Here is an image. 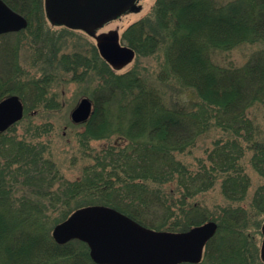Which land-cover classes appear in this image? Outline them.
<instances>
[{
    "label": "trees",
    "instance_id": "obj_1",
    "mask_svg": "<svg viewBox=\"0 0 264 264\" xmlns=\"http://www.w3.org/2000/svg\"><path fill=\"white\" fill-rule=\"evenodd\" d=\"M5 1L28 18L34 15L37 26L27 29L41 34L44 0ZM121 39L139 55L164 47L167 65L158 80L173 81L177 91L168 93L136 70L120 73L95 48L90 55L62 54L59 62L75 78L98 81L81 146L87 149L94 139L111 142L94 153L80 177L69 179L45 147L9 134L15 124L0 132V264H98L86 242L61 244L51 232L76 209L97 205L163 231L215 219L218 232L199 264H264L254 237L263 233L264 183L244 202L252 182L244 161L248 153L264 179V140L251 110L264 107V0H156ZM255 43L259 47L242 64L213 57L215 51ZM47 81H29L31 107L42 102L52 107ZM183 89H193L195 96L186 101ZM5 96L0 90V100ZM213 127L223 134L204 156L193 166L180 158ZM217 183L228 200L218 219L201 200Z\"/></svg>",
    "mask_w": 264,
    "mask_h": 264
},
{
    "label": "rangeland",
    "instance_id": "obj_2",
    "mask_svg": "<svg viewBox=\"0 0 264 264\" xmlns=\"http://www.w3.org/2000/svg\"><path fill=\"white\" fill-rule=\"evenodd\" d=\"M155 1L136 0L135 7L137 9H126L118 16L98 25L93 33L85 29L72 28L66 24H55L48 16L45 18L43 16V19H41V26L43 28L40 31L41 34H33L30 31L31 29H27L33 24L37 26V23L34 21V15L31 16L32 18H28L8 3L16 11L26 16L29 21L27 30L23 29V32L20 34L11 32L13 33L12 35H7L9 33L0 35V82H7L0 90H4L6 93L5 97L13 94L19 95L25 106L24 116L18 122L14 123L15 125H11H14L15 128L9 134H16L18 138H25L30 143L38 145V147H45L46 155L56 162L60 168V172L69 179L80 177L84 166L94 161V153L99 151L107 143H110L111 140L94 139L90 141L87 149L81 146L80 137L85 126L83 122L73 121L72 111L77 107L83 97H89L93 100V112H95V99L98 96V81L92 77L84 80L75 78V71L67 70L61 65L58 59L65 53L72 54L76 51H81L84 54L90 55L93 53L94 48L99 50V36L103 33L116 30L119 32L121 39L122 33L127 26L148 16ZM44 7L46 9V0H44ZM150 25L153 26L151 22ZM33 31L36 32L38 30L34 29ZM259 44H243L231 51H215L213 52V57L217 62L224 64L228 63V61H235L237 64H242L259 47ZM166 65L167 59L165 48L163 47L153 55H139L136 53L134 59L126 66L120 68L119 72L123 73L129 70L139 71L146 79L157 82L168 93H173L178 89L173 81L159 82L158 80V74L166 68ZM83 70V66L78 68V72L80 73ZM33 78L48 80L45 83L47 89L46 95L49 98V106L52 105V107H47L45 102L31 107L33 105V97L26 95L30 93L28 91L31 87L29 81ZM16 81L18 85H16ZM20 92L24 94L21 95ZM194 94L193 89H183L181 96L187 101L191 99L190 97H194ZM251 110L255 123L260 129V135L258 134V136L264 140V107L263 105H255ZM222 134L223 132L219 128H210L202 136L198 145L190 153L180 155V158L193 166L201 156L205 155L206 148L211 146L212 142ZM86 150L92 152L88 154ZM250 155L248 153L244 160L252 178L251 187L244 201L245 203L251 202L257 187L264 183V179L252 167ZM11 178L12 176L8 175V181ZM14 185L15 187H19L18 184ZM201 200L213 213V217L217 219L222 208L228 205V200L222 193L219 183L215 184L213 188L203 194ZM212 220L218 223L217 220ZM194 226H191L189 229ZM54 227L51 230L52 236ZM261 235L254 236L256 238L255 244L258 246L257 251L260 256L264 239L263 233ZM204 256L205 252L202 259H204Z\"/></svg>",
    "mask_w": 264,
    "mask_h": 264
},
{
    "label": "water",
    "instance_id": "obj_3",
    "mask_svg": "<svg viewBox=\"0 0 264 264\" xmlns=\"http://www.w3.org/2000/svg\"><path fill=\"white\" fill-rule=\"evenodd\" d=\"M136 0H46L47 14L55 24L93 33L98 25L126 9H137ZM26 16L0 0V35L27 28ZM101 55L114 67L121 68L135 57V50L120 42L118 31L99 36ZM25 106L19 95L0 101V131H5L24 116ZM93 113V101L83 97L72 111L74 122L86 121ZM218 223L210 220L182 232L161 231L143 226L123 212L97 205L75 210L66 220L56 224L53 236L58 243L72 239L85 241L92 259L98 264H179L202 260L207 243L218 231ZM264 234V224L262 227ZM264 260V239L261 246Z\"/></svg>",
    "mask_w": 264,
    "mask_h": 264
}]
</instances>
